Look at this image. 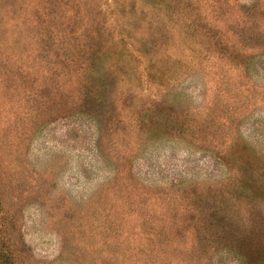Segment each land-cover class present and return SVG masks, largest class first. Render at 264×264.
I'll return each instance as SVG.
<instances>
[{
    "label": "rangeland",
    "instance_id": "obj_1",
    "mask_svg": "<svg viewBox=\"0 0 264 264\" xmlns=\"http://www.w3.org/2000/svg\"><path fill=\"white\" fill-rule=\"evenodd\" d=\"M0 264H264V0H0Z\"/></svg>",
    "mask_w": 264,
    "mask_h": 264
}]
</instances>
